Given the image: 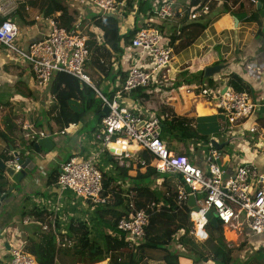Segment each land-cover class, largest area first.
<instances>
[{
  "label": "crops",
  "instance_id": "0c3cea01",
  "mask_svg": "<svg viewBox=\"0 0 264 264\" xmlns=\"http://www.w3.org/2000/svg\"><path fill=\"white\" fill-rule=\"evenodd\" d=\"M14 1L17 4V9L9 13L6 18L0 16V23L6 19L17 26L18 35L15 39V44L18 49L27 51L32 43L39 42L48 35L49 18L44 17V10L49 0ZM174 1L176 5L175 11L177 12L183 11L187 6V1ZM224 1L225 0H217L214 2L211 5L213 8L211 9L210 7L209 13L201 16L195 21L189 20L188 16L184 14L182 18L176 17L165 22L152 20L151 24L159 26V32L168 41H170L172 36H182L185 38L186 33H189L193 29H196L198 32L200 31L199 36L194 38V42L184 49L176 51L179 40L173 45L168 42V46L174 51V58L170 64L171 72L168 75L167 82H169V76L172 73H179L181 70H187L189 73L194 74L201 71L204 73L206 67L216 65L225 66L220 73L210 78L211 86H207V83H203L202 85L191 84L182 86L178 88L177 91L171 92L170 96L165 101V103L172 108L176 116L192 119V123L190 124L192 129H195L197 124L201 127V125L204 126L205 123L212 124L217 120L220 131L222 132L220 134V138H222L220 139L221 141L214 142V140L210 139L208 152L206 154L201 152L196 154L192 146L187 151L184 145L179 142L166 144L169 149H171L170 147L178 148L176 151L171 150L177 154L186 155L200 167L204 166V160L209 155L211 149L217 151L220 153L219 165L223 167L228 176H232L235 170L241 166H248L257 171H262L264 168V129L257 123L259 114L264 111V37L258 36L260 28L257 23H249L247 21V18L250 17L253 12L252 5H256L257 10H260V15L263 18V27L261 26L260 30L263 32L264 36V0H239L238 2L228 0L230 12L217 18L223 11ZM64 2L67 3L66 5L69 7L70 13L73 12L75 14L74 8L69 1L65 0ZM257 4H259L258 7ZM58 15L59 14L56 13L55 17ZM53 20H55V18H53ZM129 22L130 20L128 19L125 22L123 21V23L119 21L118 24H121V27H123ZM194 26H197V28ZM180 29L183 30L180 32ZM92 30L94 29L90 28V31L89 29H82L83 34L85 36L87 35L89 38L88 48L90 51V56L84 66L85 73L87 75L91 74V76L96 78L99 77L97 82L102 83L101 79L106 76L102 75L104 74L102 69H104L111 80L109 81V92L111 94L114 91L113 80L119 73L120 67L127 69L130 60L128 57H125L119 61L120 55L110 52L106 45L98 43V41L93 38L94 35L91 33ZM65 31L71 32L72 29L70 31ZM184 38H182V40H184ZM190 47H196V52L200 53V55L187 59V64L185 62V64L180 67L175 66L177 54ZM105 53L109 56L110 60L113 61L109 60L110 63L106 61L103 58ZM12 54L13 53L7 50H0V132L7 135V137L4 138L0 134V159L4 163L12 162L15 160L13 157L14 153H18L20 158L29 159L28 164L30 169H26L27 175L25 177H23L21 173L15 176L16 180L21 179L19 183H15L6 172L0 170L3 172V178H6L9 182V189L13 188L11 192H9L8 189L7 193L0 195L1 197L6 194V198L0 204V237L3 236L5 238L14 239L26 245V240L32 238L33 232L40 228V223H33L34 219L25 215V211H27L25 206L30 200L28 195L31 192L34 195L32 200L33 204L37 203L40 204V206H46L47 215L43 227H41L43 231L48 229L50 222L53 227L56 214H60L62 216V221L68 224L70 217H75L76 214L88 217L90 209L92 210L93 207L95 208V206L91 208V204L83 203L74 198L69 191L60 193L58 188L47 186V177L53 170L58 169L60 172V165L72 157H77L82 160H88L94 157L95 164L99 171L103 170L106 173H110V175L116 172H112L113 169L111 166H114V163L110 154L107 155L106 152L103 151L100 141L97 140L99 129L95 133V136L94 133H91V130L97 126L93 110L87 113V122L85 124L79 122L82 126L72 137H70L69 130L73 125L69 127L68 132L64 130L61 131L62 127H60L57 120L58 111L55 105L56 103L50 91L53 79L44 89L36 87L28 64ZM189 60L190 62L188 63ZM219 60H226V62L217 64ZM119 62H122L121 65H119ZM233 74L244 82L248 89L246 92L249 94L250 98L252 95V101L261 105L260 108L256 109L252 121L243 126L223 125V115L215 105L206 102L202 98L195 97L200 89L215 91L225 85L228 86L229 76ZM89 79L91 85L95 86L90 77ZM166 84L168 85V83ZM104 86H102V88H104ZM95 89L102 94L97 87ZM157 91L158 90H155L154 92L156 93ZM96 97L98 98L97 94ZM122 106L127 109L140 110L132 100L127 98L123 99ZM201 108L204 110H201ZM198 109L202 111V114L199 113ZM262 114L264 118V113ZM21 117L25 118L24 121ZM9 121L15 127L12 134H9L5 129ZM56 122H58V124H56ZM24 123L33 126L32 135L37 138H40L39 133L41 132L44 133L45 136L50 135L49 139L53 143L52 150L49 152L41 150L40 153L37 154L34 152V147L30 149L22 145L21 141L27 142L29 140L23 129ZM255 123L258 129L260 128V132L263 135L259 140L257 139L256 142L251 143L249 146L245 139L248 137L247 133L248 131L250 132L251 125ZM76 125L77 124H75V126ZM55 133L59 135H56V139H54L52 135ZM96 141L98 143H96ZM176 143H179V145H176ZM229 145H234L235 149L229 148ZM226 146H228V148H226ZM115 149H117L116 152L118 154L124 152L132 155L138 150V146L134 142L125 141L117 145ZM139 153H141V151L136 152L135 155L138 156ZM85 157L86 159H84ZM124 170H127L128 177L133 178L138 172L144 173L146 169L137 168L136 161L132 160L131 167ZM40 176H43V179H40ZM175 180L176 179H174V181ZM121 182L124 183L123 188L125 189L128 188L130 184L128 179L125 181L119 178L115 179L111 185L115 188V191H118ZM161 182L162 179L157 180V185L160 186ZM17 184H23L24 187L21 185L22 187L16 188ZM116 211L120 213L124 212L121 209H116ZM106 233L114 235L111 231H106ZM225 233L227 236L230 235L232 239H227ZM179 235L180 234H178V236ZM57 237V240L61 238L64 242H67V231H61V235ZM223 238L230 245L236 247L244 243L245 246L242 250L235 253V255L238 254V258L240 256L248 258V251L251 250L252 252L253 248L255 251L258 247L261 248H258L257 251L264 249V235H252L248 228L243 225L238 229L233 227L228 229L223 228ZM177 239L171 244L170 250L176 253L178 264H215L211 258L199 261L196 260L194 255L187 252L178 244ZM71 241L73 242V240ZM101 244H103V242H101ZM68 245H71L70 242ZM104 250L106 251L104 260L95 264H125L127 262L126 256L120 253H114L112 255H115L116 259L113 260L111 258L112 255L109 254L106 247H104ZM234 256L231 257L229 264L232 263ZM7 257V249L0 250V264H2ZM259 263L264 264V258H260ZM148 264L164 263L148 262Z\"/></svg>",
  "mask_w": 264,
  "mask_h": 264
},
{
  "label": "built area",
  "instance_id": "2783aa9c",
  "mask_svg": "<svg viewBox=\"0 0 264 264\" xmlns=\"http://www.w3.org/2000/svg\"><path fill=\"white\" fill-rule=\"evenodd\" d=\"M75 11L76 20L71 32H67L53 18L48 20V35L39 42L32 43L27 51L17 48L15 39L18 35L17 26L10 20L0 23V50L4 49L25 61L33 82L38 88H46L57 73H66L81 83L90 86L98 95L101 104L108 108V113L102 119L97 140L103 151L113 149L110 153L116 167L129 169L131 161H136V167L154 168L164 175L177 176L174 181L177 206L187 205L189 196L195 198L197 211L190 209L188 220L190 234L199 242H204L208 235L206 227L209 222L207 213L215 216L223 228H240L242 225L255 236L264 235V168L257 171L248 166L238 167L232 176H228L219 165L220 153L211 149L204 160V166L195 164L184 154L175 153L161 140V119L153 114L140 110L127 109L122 106L124 95L137 88H146L159 83L167 85L171 72L170 64L174 51L168 46V40L157 28L151 26L153 15L156 21L165 22L186 14L195 21L209 13L210 6L217 0H197L198 4L190 5L187 1L183 11H175L174 0H138L134 12L127 18L123 16L125 0H68ZM17 9L14 0H0V16L6 18ZM115 17L118 21L130 22L120 28L118 41L119 61L128 57L127 69H119L113 80L114 91L110 97L104 96L91 85L85 73V63L90 56L88 36L82 29L93 28V38L104 45L103 33L91 24V17ZM88 17V18H86ZM108 48V47H107ZM12 54V55H13ZM122 62H119L121 65ZM122 79V82H121ZM197 96L206 102L213 103L223 115V125L243 126L252 121L260 104L252 101L247 92H238L227 85L215 91L200 89ZM264 106V102H263ZM26 137L33 138V126L24 123ZM69 129H65L68 132ZM259 129L251 125L250 132ZM40 138L44 133H39ZM125 141L134 142L138 146L132 155L116 152L115 147ZM144 152L150 160L147 161L135 155ZM22 158V157H21ZM10 162L17 170L20 169V157ZM264 167V166H263ZM60 193L69 191L74 198L92 206H103L109 197L104 196L102 175L95 164L94 157L82 160L72 157L62 165L57 180ZM197 194L202 195L198 201ZM132 207V206H131ZM147 209H141L122 216L117 221V230L130 243H138L144 236L148 225ZM201 232L204 238H200ZM57 238V237H56ZM7 246V247H6ZM8 257L2 264H36L34 256L26 250V245L14 239L0 237V250H6Z\"/></svg>",
  "mask_w": 264,
  "mask_h": 264
},
{
  "label": "trees",
  "instance_id": "16d2710c",
  "mask_svg": "<svg viewBox=\"0 0 264 264\" xmlns=\"http://www.w3.org/2000/svg\"><path fill=\"white\" fill-rule=\"evenodd\" d=\"M116 1L121 3L123 0ZM238 1L234 0V2ZM136 3H138V0H125L122 13L125 18L134 12ZM196 4H198L197 0L190 2L192 6ZM252 10V15L247 18V21L257 23L261 29L263 18L260 15V10H257L256 5H252ZM229 12L228 0H225L223 11L217 18ZM56 13L59 15L55 17ZM44 17L55 18L57 24L68 31L73 29L76 20L75 14L70 13L69 7L62 0H49L44 10ZM152 18L156 19L154 15ZM90 20L91 24L103 33L104 45L108 47L110 52L117 53L120 37L118 19L111 16H93ZM151 26L160 30L159 26L154 24H151ZM194 27L197 28V26ZM260 29L258 36L263 38V32ZM181 30L183 29H180V32ZM199 33L200 31L193 29L186 33L185 38L172 36L169 43L173 45L179 40L176 49L178 51L194 42V38L198 37ZM225 62L226 60H219L217 64ZM203 74L202 71L192 74L187 70H181L179 73H172L169 76L168 85L159 83L146 88H137L126 93L124 98L132 100L140 111L153 113L161 119L160 138L165 143L179 142L184 144L188 141H203L208 148L210 137L200 133L201 127L197 124V127L192 129L190 127L192 119L176 116L172 108L165 103L171 92L177 91L182 86L202 85L203 83L211 86V79H204ZM228 86L238 92L248 91L244 82L234 74L229 76ZM155 90L158 91L155 93ZM50 91L56 103L57 120L60 127L62 129L68 128L70 125L79 122L85 124L87 113L93 110L97 126L91 130V133H94L95 136L102 121V118L99 117L101 102L96 97L95 92L66 73H57L54 76ZM257 123L264 129V118L259 117ZM5 129L9 134H12L15 127L9 121ZM0 134L4 138L7 137L2 132ZM37 139V137H33L27 142L21 141V144L33 149ZM96 143L98 142L96 141ZM104 152L109 155L108 151ZM138 157L147 161L150 160L144 152L139 153ZM112 166V172H116L112 175L100 170L103 194L109 197L108 202L103 206H95V208L90 206L93 209H90L88 217L76 214L75 217H70L69 223L66 224L62 221V216L56 214L53 227L50 222L48 229L43 231L41 227H43L47 215L46 206H35L25 214L34 219L33 223H40L39 230L36 229L32 234V238L26 240V250L34 256L36 264H95L104 260L106 254L104 247L111 255L120 253L126 256L127 262L125 264H148V262L178 264L176 253L170 250L171 244L176 241L177 237L178 244L194 255L196 260L211 258L215 264H229L233 254L240 252L245 246L244 243H241L236 247L226 242L223 238V227L220 222H218V227L210 224L206 227L208 238L204 242H199L190 234L191 227L188 220L190 209L187 205L179 207L175 202L174 179H177V176L163 174V177L154 168L147 167L144 173L138 172L132 178L128 177L127 170L114 167L115 165ZM2 174L3 172L0 171V195L7 193L9 189V182L6 178H3ZM58 176V169L53 170L47 177L46 185L58 188ZM118 178L124 181L128 179L130 182L128 188H123L124 183L121 182L118 191H115V188L111 185ZM149 179L153 181L152 185L147 181ZM160 179H162V182L159 188L156 183ZM116 209H121L124 212L120 213ZM141 209H147L149 215L148 225L145 228L144 236L138 243L133 244L125 240V236L117 230L116 225L122 216H127ZM63 230L67 231V242H64L61 238L56 239ZM106 231H111L114 235H109ZM178 234L180 235L178 236ZM69 242L70 246L68 245Z\"/></svg>",
  "mask_w": 264,
  "mask_h": 264
},
{
  "label": "rangeland",
  "instance_id": "374dc122",
  "mask_svg": "<svg viewBox=\"0 0 264 264\" xmlns=\"http://www.w3.org/2000/svg\"><path fill=\"white\" fill-rule=\"evenodd\" d=\"M63 2L65 1V0H62ZM67 1V0H66ZM65 4H67L66 2H64ZM196 47H190L189 49H187V50H185V51H183V52H179L178 54H177V60L175 61V66H178V67H180V66H182V65H184L185 64V62H186V64H187V59H189V58H191V57H196V56H199L200 55V53H198V52H196ZM203 51H204V49H203ZM184 53V54H183ZM93 58V57H92ZM106 61H108L109 63H110V61H113V60H110V58H109V56H107V54L105 53L104 54V57H103ZM110 60V61H109ZM190 62V60L188 61V63ZM102 72L104 73V74H102V75H106L103 79H101V82L102 83H98L97 82V79H99V77H93V76H91V74H88L89 75V77L91 78V80L93 81V83L95 84V86L101 91V93L103 94V95H105V96H110L111 94H110V92H109V84H110V82L109 81H111L110 80V77L107 75V73H105V70L104 69H102ZM102 78V77H101ZM105 85V86H104ZM102 86H104V88H102ZM251 98H252V95H251ZM262 113H264V111L262 112ZM262 113H260L259 114V117L260 118H263V114ZM21 119L24 121V117H21ZM56 124H58V122H56ZM200 133L201 134H203V135H207V136H209L210 137V139H212V140H214V142H216V141H221L220 139H222V138H220V134L222 133L221 131H220V126H219V124H218V122H217V120L216 121H214V123H212V124H209V123H205L204 124V126H202L201 125V129H200ZM58 133H55V134H52L53 135V138L54 139H56V135H57ZM247 135H248V137L245 139V141L248 143V145L250 146L251 145V143H254V142H256V140L258 139H260V137H262V133L260 132V128H259V130L257 131V132H255V133H251V132H249L248 131V133H247ZM57 136H59V135H57ZM174 142H169V144H173ZM176 145H179V143H176ZM184 145V147H185V149L188 151V149H190V147L192 146V148H193V150H195V153L196 154H198L199 152H201V153H203V154H206L207 152H208V148H207V146L203 143V141H199V142H195V141H188L187 143H184L183 144ZM172 150H177L178 148H172V147H170ZM226 148H228V146H226ZM229 148H231V149H235V147H234V145L233 146H231V145H229ZM162 176L164 177V175L162 174ZM40 179H43V176H40ZM149 183H151V185L153 184V181L151 180V179H149V180H147ZM21 185H23V184H20V185H18L17 184V186H16V188L17 187H20ZM156 185H157V183H156ZM154 186V185H153ZM158 186V185H157ZM22 187V186H21ZM23 187H24V185H23ZM159 187V186H158ZM28 197H29V201L26 203V206H25V208H26V210L27 211H25V213H27V212H29V210H31L33 207H35V206H38V207H40V204H33V197H34V195H33V193L31 192L29 195H28ZM196 198H197V200L198 201H200V200H202V195L201 194H197L196 195ZM225 230V229H224ZM225 236L227 237V235H226V233H225ZM232 239V238H230V236L229 237H227V239ZM258 248H261V247H258ZM257 248V249H258ZM252 249V248H251ZM257 249H256V251H255V249L253 248L252 249V252H251V250L250 251H248V258L247 257H237V255L238 254H233V256H234V258H233V261H232V263L231 264H257V263H259V261H260V258H264V249H261L260 251H257ZM113 260H115L116 259V256L115 255H112V257H111ZM247 258V259H246ZM111 264H114V263H111ZM260 264V263H259Z\"/></svg>",
  "mask_w": 264,
  "mask_h": 264
},
{
  "label": "water",
  "instance_id": "95a60500",
  "mask_svg": "<svg viewBox=\"0 0 264 264\" xmlns=\"http://www.w3.org/2000/svg\"><path fill=\"white\" fill-rule=\"evenodd\" d=\"M259 6V4H257V7ZM235 22L237 23V20L235 19ZM225 68L224 65H216V66H211V67H206L204 69V78H212L214 75L220 73L221 70H223ZM108 113V108L106 106H102L100 105V114L99 117L102 118L105 115H107ZM81 124L78 123L76 126H73L70 128L69 130V134L70 137H72L80 128H81ZM49 136H44L42 138H38L37 142L34 146V152L39 154L41 150L49 152L52 150L53 148V143L51 142V140L49 139ZM110 153H113L114 150L110 149L109 150ZM17 153H14V156L17 157ZM29 159H22L18 162V165L20 166V169L17 170L15 168L14 165H12L10 162L8 163H4L1 159H0V170L6 172L8 174V176L10 178H12L14 180L15 183H19L21 181V179L16 180L15 176L17 174L23 175V177H25L27 175L26 169H30L29 167ZM16 173V174H15ZM15 174V175H14ZM13 190V188L9 189V192H11ZM6 198V194L2 195L0 197V204L4 201V199ZM187 207L197 211L198 208L195 207V198L193 195L189 196L188 200H187ZM205 218L207 219V221L209 222L210 225L218 227V223L216 221V218L214 215H212L211 213H207L205 215ZM7 247V246H6Z\"/></svg>",
  "mask_w": 264,
  "mask_h": 264
},
{
  "label": "clouds",
  "instance_id": "9594fccd",
  "mask_svg": "<svg viewBox=\"0 0 264 264\" xmlns=\"http://www.w3.org/2000/svg\"><path fill=\"white\" fill-rule=\"evenodd\" d=\"M49 19H50V18H49ZM87 86H88V85H87ZM89 87H90V86H89ZM90 88H91V87H90ZM94 88H96V87L94 86ZM91 89H92V88H91ZM92 90H93V89H92ZM93 91H94V90H93ZM94 92H95V91H94ZM95 94H97V93L95 92ZM102 95H103V94H102ZM104 96H105V95H104ZM107 97H110V96H107ZM98 99H99V97H98ZM99 100H100V99H99ZM100 102H101V100H100ZM100 105H102V104L100 103ZM102 106H104V105H102ZM102 119H103V117H102ZM101 122H102V121H101ZM100 125H101V124H100ZM73 126H75V125H73ZM69 127H71V125H70ZM69 127H68V128H63V129H61V131H63V130L65 131V129H69ZM99 128H100V126H99ZM34 137H35V136H34ZM29 139L31 140V139H33V138H29ZM17 154H18V153H17ZM13 157L16 158L14 155H13ZM17 157H19V155H17ZM22 159H25V158L22 157V158L19 159V161L22 160ZM19 161H18V162H19ZM10 162H11V161H10ZM217 223H218V221H217ZM222 227H223V226H222ZM206 233H207V232H206Z\"/></svg>",
  "mask_w": 264,
  "mask_h": 264
},
{
  "label": "bare ground",
  "instance_id": "6f19581e",
  "mask_svg": "<svg viewBox=\"0 0 264 264\" xmlns=\"http://www.w3.org/2000/svg\"><path fill=\"white\" fill-rule=\"evenodd\" d=\"M201 110H204V109L201 108ZM201 110L198 109V111H199L200 114H202V111H201ZM203 114H205V113H203ZM129 142H131V141H129ZM198 235H199L200 238H204V235H203L201 232H199ZM229 236H230V235H229ZM229 236H227V237H229ZM230 237H231V236H230Z\"/></svg>",
  "mask_w": 264,
  "mask_h": 264
}]
</instances>
